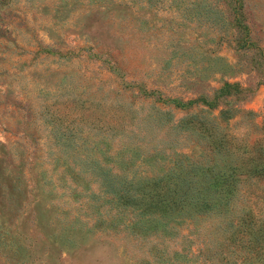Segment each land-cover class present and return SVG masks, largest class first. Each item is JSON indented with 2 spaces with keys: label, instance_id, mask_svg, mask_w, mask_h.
I'll return each instance as SVG.
<instances>
[{
  "label": "rangeland",
  "instance_id": "374dc122",
  "mask_svg": "<svg viewBox=\"0 0 264 264\" xmlns=\"http://www.w3.org/2000/svg\"><path fill=\"white\" fill-rule=\"evenodd\" d=\"M209 127L239 147L220 169L264 157V0H0V264L236 259L229 219L142 234L161 218L110 197L207 165ZM242 174L231 218H264V179Z\"/></svg>",
  "mask_w": 264,
  "mask_h": 264
},
{
  "label": "trees",
  "instance_id": "16d2710c",
  "mask_svg": "<svg viewBox=\"0 0 264 264\" xmlns=\"http://www.w3.org/2000/svg\"><path fill=\"white\" fill-rule=\"evenodd\" d=\"M237 44L240 46V43ZM234 87L237 86L225 83L221 91L215 92L213 98L202 95L196 101L209 108H215L218 93L223 94ZM200 127L202 128L201 124ZM203 132H208V137L211 138L207 147L209 154L204 157L207 165L196 162L185 165L180 163L166 177L151 179L147 184L137 186L130 194L127 190L121 192V189H109L110 197L122 199L124 204L133 199L139 216L158 215L162 219L150 224L140 220L132 223L131 227L137 229L140 228L139 223L145 226L140 228L142 234L162 232L170 222L192 219L195 216L215 214L225 220L229 219L230 221H225L224 227L221 228L225 233L229 232L225 238L229 243L226 245L223 242L222 245L224 248L234 247L241 255L234 260H223V264H264V218L254 215L249 208H244L243 214L231 218L240 193L237 176L243 175V171L247 177L264 179V157L261 153L249 155L240 162V166L225 165L222 170L217 166L216 156H233L239 152V147L223 136L219 140L214 138V130L211 127ZM105 174L102 173L103 176ZM190 175L196 182L187 181ZM244 193L254 194L250 190Z\"/></svg>",
  "mask_w": 264,
  "mask_h": 264
}]
</instances>
